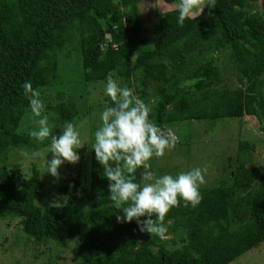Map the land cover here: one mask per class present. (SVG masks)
Here are the masks:
<instances>
[{
  "label": "trees",
  "instance_id": "trees-1",
  "mask_svg": "<svg viewBox=\"0 0 264 264\" xmlns=\"http://www.w3.org/2000/svg\"><path fill=\"white\" fill-rule=\"evenodd\" d=\"M157 1L174 8L157 12L154 33L145 35L138 0H0V217L18 219L37 243L76 239L82 257L75 264H229L264 242V171L254 166L229 175V184L200 189L195 208L181 201L166 215L168 231L159 238L140 232L135 221L117 222L122 211L113 207L93 150L88 176L83 180L78 168L65 178L72 189H60L67 191L62 205L37 204L49 182L36 167L21 177L6 164L14 149L46 145L19 130L30 109L22 85H58L59 56L74 42L81 59L74 77L86 84L106 83L108 76L122 87L138 83L134 93L164 131L186 121L249 119L264 132V0H217L183 27L178 0ZM220 50L228 51L243 88L219 86L214 55ZM192 79H199L194 88L181 87ZM46 108L60 125L81 119L69 99ZM165 237L180 246L170 248Z\"/></svg>",
  "mask_w": 264,
  "mask_h": 264
},
{
  "label": "rangeland",
  "instance_id": "rangeland-1",
  "mask_svg": "<svg viewBox=\"0 0 264 264\" xmlns=\"http://www.w3.org/2000/svg\"><path fill=\"white\" fill-rule=\"evenodd\" d=\"M173 8V5L160 1L138 0L143 33L145 35L154 33L157 12L164 13ZM59 58L61 60L58 68L60 85L39 89L41 98L46 106L55 105L66 99L74 102L81 117L76 125L77 130L89 146L86 144L84 148L77 150L80 156L78 163L73 165L65 162L58 169L59 180L46 172L45 159L50 160L52 156L49 151L50 141L46 140V145L36 151L40 153L39 157L26 159L20 155L21 151L31 153L32 150L17 148L12 150L6 159L7 166L16 169L21 177L30 175L31 168L34 166L39 171V179L49 182V186L42 190L36 201L42 207L62 205L65 202L67 191L61 192L60 189L63 185L68 186V193H71L70 183L64 181L72 177L78 168L82 170L83 180L88 176L90 143L95 130L101 123L100 114L105 107L103 101L109 99L104 92L105 82L86 84L82 82L81 77L73 76V73L76 74L79 70L81 60L80 49L76 42L67 45ZM230 62L229 53L226 50H220L214 55V64L219 70V86L243 88L237 81V75L230 66ZM135 83L133 82L134 87ZM134 87H132L133 90ZM48 113L50 120L60 125L54 114ZM35 120L36 118L28 109L20 121L19 130L29 133L31 129L37 127ZM255 124L249 119L182 122L170 128L179 138L175 148L166 152L161 158L153 157L150 161L151 170L157 175L175 176L179 172L188 171L194 167L206 168V183L200 189L216 187L224 180L229 184L231 183L228 179L229 175L233 176L234 172L242 168L254 166L262 172L264 171V132H259ZM54 134L59 135L60 129H55ZM164 240L170 248L180 246L179 243L173 244V241H177L176 238L165 237ZM81 257L82 253L76 239L68 240L63 246L53 241L37 243L30 240L22 231L18 219L8 215L0 217V264H75ZM229 264H264V242Z\"/></svg>",
  "mask_w": 264,
  "mask_h": 264
},
{
  "label": "clouds",
  "instance_id": "clouds-1",
  "mask_svg": "<svg viewBox=\"0 0 264 264\" xmlns=\"http://www.w3.org/2000/svg\"><path fill=\"white\" fill-rule=\"evenodd\" d=\"M216 3L217 0H178L175 5L178 25L183 27L186 18L194 20L206 6L211 10ZM198 82L199 79L188 80L181 87L194 88ZM22 88L37 125L28 134L39 143L50 141L52 156L50 160L45 159L46 172L59 180L58 169L65 162L78 163L80 156L77 150L88 143L81 138L73 122L57 125L50 120L41 91L34 89L30 81H26ZM104 92L112 103L106 104L101 112V123L93 134L89 148L94 151L95 159L109 182L113 207L122 211V215L116 216L117 222L135 221L140 232L163 238L168 231L165 217L171 209L179 207L181 201L184 207L192 208L201 203L200 188L206 183L207 169L194 167L175 176L157 175L151 170L150 161L174 149L179 138L171 129L164 131L150 119V105L132 88L122 87L112 76H108ZM57 128L60 129L59 135L54 134ZM20 155L33 159L40 153L22 150ZM138 169H143L140 182L136 177Z\"/></svg>",
  "mask_w": 264,
  "mask_h": 264
}]
</instances>
